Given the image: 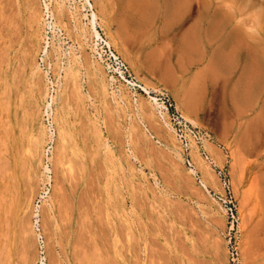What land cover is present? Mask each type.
<instances>
[{"label": "rangeland", "instance_id": "rangeland-1", "mask_svg": "<svg viewBox=\"0 0 264 264\" xmlns=\"http://www.w3.org/2000/svg\"><path fill=\"white\" fill-rule=\"evenodd\" d=\"M244 20L264 36V0H0V264H264V62L230 39ZM203 71L205 93L179 106L171 83ZM168 102L211 133L214 166L193 156L200 180L163 122Z\"/></svg>", "mask_w": 264, "mask_h": 264}, {"label": "built area", "instance_id": "built-area-1", "mask_svg": "<svg viewBox=\"0 0 264 264\" xmlns=\"http://www.w3.org/2000/svg\"><path fill=\"white\" fill-rule=\"evenodd\" d=\"M113 64L118 70L120 76L124 79L129 77V71L126 65L118 58L111 54ZM166 113L163 114V122L167 128L171 130L174 138L179 146L180 154L184 165L191 174L200 180L199 173L196 169L193 156L198 154L207 164L214 166L213 161L207 150V145L213 143L211 133L203 128L194 126L181 112L176 108L175 104L168 102L165 106ZM45 126L48 133V141L44 149L43 165H44V184L42 194H46L51 187L52 179V151L55 144L56 128L53 122V110L49 107L45 114ZM220 186L223 191V202L228 214V218L232 224L237 222V209L234 197L231 191L229 177L224 169L217 170ZM42 198V197H41ZM40 202V201H38ZM236 258L237 254L235 253ZM234 257V254H233ZM234 259V258H233ZM233 263H238V259L233 260Z\"/></svg>", "mask_w": 264, "mask_h": 264}, {"label": "crops", "instance_id": "crops-1", "mask_svg": "<svg viewBox=\"0 0 264 264\" xmlns=\"http://www.w3.org/2000/svg\"><path fill=\"white\" fill-rule=\"evenodd\" d=\"M180 20V19H179ZM178 21V20H177ZM247 20H244L243 23L239 24V27L236 28L235 30L232 31L230 39L234 38L235 42L237 43L236 45L238 47V52L243 46H254L257 50L260 51V54L262 56V60L264 62V36L262 35V30L258 28V26L255 29L248 30L247 28ZM210 36V34L208 35ZM211 37V36H210ZM235 46L231 47L232 53H234ZM251 53L248 55V59L250 58ZM240 57V55H239ZM241 62V57L239 58V62L237 66H242ZM247 65V61L245 63ZM236 66V67H237ZM246 67V66H245ZM205 75V71L200 72L198 75V79H192L189 82H180L177 78L175 79L174 82L171 83L172 85V90L174 93V99L177 102V104L183 108L187 107L188 101L192 100L191 95L192 92L196 87H198L200 94H204L207 83L202 79V76ZM257 76H255L254 80L251 81L250 83H247L249 86L248 91L246 92L245 99L248 101L247 107L250 108L254 105V103L259 99V94H260V89L258 86V80ZM259 92V94H258ZM239 100V102H238ZM236 103V108L233 107L231 110L232 112H237L241 113L243 110L241 108L242 101H240V98L235 97ZM231 112V113H232ZM228 128L226 129L227 131H230V125L228 121Z\"/></svg>", "mask_w": 264, "mask_h": 264}, {"label": "bare ground", "instance_id": "bare-ground-1", "mask_svg": "<svg viewBox=\"0 0 264 264\" xmlns=\"http://www.w3.org/2000/svg\"><path fill=\"white\" fill-rule=\"evenodd\" d=\"M95 18L93 16V25H95ZM92 22V21H91ZM100 34L97 33V36L99 37ZM156 102V101H155ZM156 104V103H155ZM191 123V122H190ZM195 126V125H194ZM261 132H262V138H263V142H264V114H262V123H261ZM61 136V135H60ZM62 139V137H61ZM65 139V138H64ZM63 140V139H62ZM260 167L262 170H264V151L262 153V160L260 163Z\"/></svg>", "mask_w": 264, "mask_h": 264}, {"label": "snow or ice", "instance_id": "snow-or-ice-1", "mask_svg": "<svg viewBox=\"0 0 264 264\" xmlns=\"http://www.w3.org/2000/svg\"><path fill=\"white\" fill-rule=\"evenodd\" d=\"M225 7H228V5H225Z\"/></svg>", "mask_w": 264, "mask_h": 264}]
</instances>
